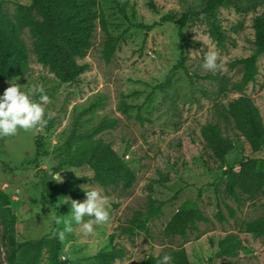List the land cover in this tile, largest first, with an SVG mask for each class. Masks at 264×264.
<instances>
[{
  "label": "rangeland",
  "instance_id": "rangeland-1",
  "mask_svg": "<svg viewBox=\"0 0 264 264\" xmlns=\"http://www.w3.org/2000/svg\"><path fill=\"white\" fill-rule=\"evenodd\" d=\"M30 1L5 0V7L14 13L17 2ZM100 1L110 31L120 35L110 60L103 54L106 35L98 25L87 54L79 58L89 67L77 80H59L29 51V71L0 81V94L10 81H16L25 91L39 86L49 97L44 105V123L0 136V188L9 194L17 214L18 239L49 234L54 217L67 218L72 198H54L58 211L42 200L41 181L44 170L57 165L58 147L74 128L76 119L78 131H84L101 120L116 117V126L98 136L130 161L136 181L130 188L104 187L97 181L82 183L86 188H98L107 197L109 217L94 223L92 232L72 222L73 231L61 239L62 259L68 264H99V253L116 245L123 247L126 255L115 264H139L148 254L171 257L172 249L184 246L196 264H264V235L242 228L244 220L264 211V189L253 198L242 194L236 201L224 192L223 173L226 164L238 167L246 156L264 157V148L252 152L226 114L229 101L240 94L232 85L243 72L240 64L232 66V62L253 51V18L264 11V0H233L220 6L214 16H191L182 32L178 24L162 21L161 16L169 12L180 16L200 9L206 0ZM252 1H256L255 8H236V4L248 7ZM215 24L226 33L224 46L217 42ZM23 37L30 49L28 29ZM209 48L217 51L221 68L209 70L201 66ZM256 65V79L247 84L244 93L254 99L264 119V54ZM40 94L34 91L33 98L38 99ZM126 103L131 105L127 110ZM85 108L88 110L79 114ZM208 122L217 123L222 133L237 143L226 163L213 156L201 134V127ZM37 145L39 162L34 163ZM84 172L91 173L87 168L67 167L57 178L63 181L73 173ZM150 196L164 201L163 213L149 223L148 232L134 236L125 233L122 227L136 209L146 208ZM84 199L85 196L75 200ZM186 199L195 200L209 220L198 222V229L189 230L186 236L167 234L166 223ZM226 203L236 209L234 216L229 215ZM219 208L226 215L223 221L216 216ZM57 227L63 230L62 223ZM1 232L0 226V238ZM228 233L240 235L243 248L231 258L214 257L219 239ZM2 260L1 249L0 264ZM167 264H172L171 259Z\"/></svg>",
  "mask_w": 264,
  "mask_h": 264
},
{
  "label": "trees",
  "instance_id": "trees-1",
  "mask_svg": "<svg viewBox=\"0 0 264 264\" xmlns=\"http://www.w3.org/2000/svg\"><path fill=\"white\" fill-rule=\"evenodd\" d=\"M233 0H206L205 5L176 16L169 12L161 16L162 21L178 24L180 32L191 16H214L216 10ZM253 2V3H252ZM248 7L236 4L238 10L255 8L256 1ZM106 35L103 54L110 60L117 50L120 35L113 34L109 29V21L102 9L100 0H31L28 3L17 2L16 10L11 13L5 7V0H0V81L25 75L30 68L29 51L36 55L39 62L46 65L55 76L63 82L77 80L89 63L80 61L91 44L97 26ZM143 26V24H139ZM147 26V25H146ZM254 48L246 56L233 60L232 66L241 65V78L234 82L232 88L240 94L229 101L227 116L231 117L235 127L244 137L250 150L254 153L264 148V119L254 99L244 93L249 82L256 79L258 73L257 60L264 54V11L253 18ZM28 29L32 38L29 49L23 32ZM214 34L220 46H224L226 33L214 25ZM181 66L184 63L180 61ZM224 88H227L225 85ZM131 105H125V110ZM88 109H82L79 114ZM79 119L74 128L58 147L59 161L56 166L44 170L41 181V198L44 202L60 210L54 198L80 199L85 196L82 183L97 181L104 187L121 185L130 188L136 181V172L130 161L125 158L112 144L98 136L101 132L113 128L118 118L104 119L89 129L78 131ZM201 134L213 156L226 163L228 154L237 146L234 139L225 136L220 126L208 122L201 127ZM32 162L38 163L40 145ZM67 167L87 168L91 173L71 174L65 180L57 178V174ZM224 192L227 196L240 201L241 195L253 198L264 189V157L246 156L238 167L225 165ZM218 192L219 189L216 188ZM164 201L150 196L146 208L136 209L122 230L131 235L141 231H149V223L163 213ZM230 216L236 209L226 203ZM220 221L226 215L219 208L216 213ZM209 217L198 206L195 200H184L166 223L164 230L170 235L186 236L189 230L198 229V222L208 221ZM17 214L11 206L9 194L0 188V250L3 252L1 264H68L60 257L62 241L55 235L57 224L52 231L37 239L19 240L16 234ZM242 228L246 232L264 235V211L259 216L244 220ZM114 235H112L113 238ZM243 239L237 233H228L219 239L214 257L231 258L243 248ZM172 264H196L188 255L184 246L171 250ZM126 255L123 247L113 245L110 249L99 253V264H115V261ZM161 254H148L139 264H157ZM260 264V263H254Z\"/></svg>",
  "mask_w": 264,
  "mask_h": 264
},
{
  "label": "clouds",
  "instance_id": "clouds-1",
  "mask_svg": "<svg viewBox=\"0 0 264 264\" xmlns=\"http://www.w3.org/2000/svg\"><path fill=\"white\" fill-rule=\"evenodd\" d=\"M201 66L209 70L221 68L217 51L209 48L204 52ZM34 91L41 93L38 99L33 98ZM48 99L49 97L43 93V89L39 86L25 91L23 85L16 81H10L9 86L0 94V136L12 135L18 129L27 130L44 123V105L47 104ZM83 191L85 199L83 201L71 200L67 218L54 217L56 224H63V230L55 232L58 238L63 239L65 233L73 231L72 222L80 225L84 230L92 232L94 223L98 224L108 219L107 197L96 187H90ZM84 217H88V219L84 220ZM170 259L171 257L165 254L157 261V264H167Z\"/></svg>",
  "mask_w": 264,
  "mask_h": 264
}]
</instances>
